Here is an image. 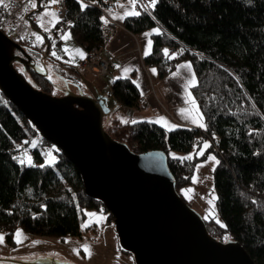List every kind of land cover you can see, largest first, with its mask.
<instances>
[{"label":"trees","instance_id":"16d2710c","mask_svg":"<svg viewBox=\"0 0 264 264\" xmlns=\"http://www.w3.org/2000/svg\"><path fill=\"white\" fill-rule=\"evenodd\" d=\"M17 1L4 3L11 6ZM64 1L65 17L53 31L68 28L86 53L92 48L100 52L105 42L101 9L110 6L108 0H86L89 4L83 3L87 5L83 10L79 0ZM145 9L138 16H125L121 25L134 35L159 26V34L150 36L149 54L142 57L143 66L154 68L159 77L171 74L179 62L190 61L197 82L190 91L206 128L179 125L169 131L147 119L135 124L115 119L104 128L135 153L162 150L178 192L191 182L206 153L213 152L219 161L213 179L222 222L213 216L203 218L207 231L219 240H237L256 264H264V0H158L154 9ZM34 23L30 21L32 30L41 33L43 41L16 42L37 64L49 61L61 79L76 84L83 80L79 66L60 60L62 39L48 38ZM51 48L56 56L50 54ZM21 74L45 93L52 85L48 75L39 76L29 68L22 67ZM133 82L132 77L112 80L108 100L136 107L140 92ZM34 137L31 153L39 161L41 149L55 146L0 91V231L9 240L16 229L61 239L79 236L84 209L103 210L112 222L102 202L84 193L75 166L56 147L52 165L27 166L13 160ZM206 141L204 155H170V151L187 153Z\"/></svg>","mask_w":264,"mask_h":264},{"label":"water","instance_id":"95a60500","mask_svg":"<svg viewBox=\"0 0 264 264\" xmlns=\"http://www.w3.org/2000/svg\"><path fill=\"white\" fill-rule=\"evenodd\" d=\"M14 63L47 76L0 30V91L72 162L84 193L111 214L119 246L134 264H256L237 240L208 233L202 216L177 191L162 150L135 153L110 136L103 123L112 111L105 94L92 85L90 94L66 89L52 96L33 87ZM9 261L67 264L50 257Z\"/></svg>","mask_w":264,"mask_h":264},{"label":"rangeland","instance_id":"374dc122","mask_svg":"<svg viewBox=\"0 0 264 264\" xmlns=\"http://www.w3.org/2000/svg\"><path fill=\"white\" fill-rule=\"evenodd\" d=\"M30 1L35 2L37 6L36 8H32L30 5L29 11H31V13L27 15L29 23L31 20L35 21V19L32 17L38 15L35 21L36 24L34 23L35 28H39V30L47 28L48 31L46 33L48 35V38L52 40H55V35H58L59 38H61V36L66 33L70 34L69 39L62 40V48L67 47L68 52L65 53L63 51V55H61L60 60L63 63L76 65V61L74 60V58L76 57V55H80V52L78 50L83 51V53L85 54V48L73 39L68 28L58 27L56 28V32L53 31L60 19H58L53 13L52 4L49 3V0ZM57 1L58 0H56V2ZM150 5L151 0H135V4H133V0H116V5H110L108 7L106 6L104 12L107 15L110 9L113 10L114 13L117 11L140 12L141 9L151 7ZM26 6L22 7V10H24L25 8V10H28ZM17 17L18 15L16 13L14 16L15 20L13 21V24L19 29L18 32L22 36L27 37V34H29V32H22L20 30ZM41 25H43V27H41ZM29 27L32 28L31 26ZM153 29L159 31V26L154 25L153 27L138 33L141 48H145L146 50L150 49V36L154 33ZM34 33L39 34L43 38L41 33L36 30H32V33L30 34L33 36L32 42L38 44L41 43V41L36 40ZM24 40L21 42L27 43V41ZM102 49L103 56L108 57L107 51H110V49L106 50L105 46H103ZM53 51L56 52L54 48H51L50 54ZM32 59L35 62L33 57ZM187 64H190V68L183 67L178 70V68L176 67V69L171 74L163 78L159 77L157 71L154 68L145 69L144 67H142L144 70L141 71L140 69L137 72L136 77H134L133 79L136 80L139 85L143 82V79H147V81L151 83L150 77L147 76L146 71L149 70V72H153L152 70H155V73L153 72L152 83V85L155 86V93L152 92L154 103H152L150 106V114H147V120L155 121L158 118L163 117L165 119L161 120L158 124L162 125L167 130L171 129L173 126H179V123H181V121L191 122L193 119H197V112L191 103V99L194 97L190 91L191 86H188V80L194 74L192 65L189 60L178 63V65ZM38 66L46 69L47 75L52 80V85L49 87L47 93L55 97H61L66 89H69L73 93L82 92L84 94H90V92H92V85H94L99 92L105 93L109 91V87L112 82L111 75H98L97 73L79 66L84 79H77V82L79 83L76 84L74 83V81L61 79V77L55 75L52 70L51 63L47 60H45L43 63L39 62ZM15 68L20 74L22 73L21 65L16 64ZM177 71H179V75L173 76V73ZM189 93H191V97L189 96ZM140 97L142 98V93ZM108 103L113 108V114L112 116L109 114L103 118V123L106 129L111 127V123L115 119L121 122H127V120H129V107H124L116 103L113 98L109 99ZM198 111L199 113H201L200 109H198ZM175 121L177 122L175 123ZM201 122L204 123V120L202 119ZM36 140L37 139L35 137L32 138L30 143L26 147L24 146L19 151V157L24 158L26 161L30 158L32 165L54 164V162L57 160V155L55 152L56 148L53 146L47 145L44 149H41V160L36 161L34 159L31 150L34 148ZM206 142L208 143V141ZM204 143L205 142H203L198 148H195L196 146H194L195 149H192L187 153L170 151V155L179 156L187 154V156H192L193 152H195V154L197 155V153L203 147ZM206 150L207 149L204 150V153L206 152ZM209 155L215 157V161H218L217 156L213 152L206 153L205 158L200 161L195 167L193 175H195L197 178L196 182H193L191 178V182L186 186L181 187L179 189V193L184 198V200H186V202L202 216V218L213 216L217 220L221 221L216 212V191L213 179V170L216 166V163L215 161L208 159ZM198 165H200V167H197ZM184 189H189V191L183 192L182 190ZM214 197L215 199H213ZM85 223H88L91 226L82 229L81 225ZM16 231L17 229L13 233L11 240L6 237L5 232L0 231V234L4 235V241L3 243H0V264H18L9 260L30 261L39 257H50L56 261L67 264H134L132 256L121 251L114 225L112 222L108 221L107 213H105L103 210H83V218L80 222L79 236H68L61 239L26 233L21 230L22 235L18 238H14ZM16 239H20L22 243H16ZM34 241L35 243H33ZM85 246H87L88 250L90 251V255H86ZM74 250H78L79 254H77V251Z\"/></svg>","mask_w":264,"mask_h":264},{"label":"crops","instance_id":"0c3cea01","mask_svg":"<svg viewBox=\"0 0 264 264\" xmlns=\"http://www.w3.org/2000/svg\"><path fill=\"white\" fill-rule=\"evenodd\" d=\"M31 2L32 1H30L27 5L28 10H25L26 9L25 8L24 10L21 9L17 11V15H18L17 19H18V24L20 26V30L22 32H29V34L32 33V28L29 27L31 25L27 19V15L31 13V11H29ZM114 5H116V0H115ZM124 13L125 11L124 12L117 11L114 13L113 10L110 9L108 16L112 20H114L116 23L121 25L122 20L125 17ZM37 17L38 15L37 16L35 15L32 18H34L36 21ZM103 46H105L106 50L110 49V51H107L108 57L103 56V49L100 51V57L106 59L109 62L110 70H109L108 75H111L112 80L116 78H120L122 76L132 77L134 79V77H136L137 72L140 69L141 71L144 70L142 68L144 67L142 64V57L145 56L146 49L141 48L138 34L134 35L130 31L125 29L124 27H116L113 35L105 40ZM150 49H151V46H150ZM150 49L147 50L148 53L150 52ZM74 60L76 61V65H78L81 59L79 58L78 55H76ZM144 68L148 69L150 67H144ZM146 72H147V76L150 77L151 83H149L147 79H143V82L140 83L139 85L137 81L134 80L136 82V85H139L138 89H139L140 95L142 93V98L140 97L139 103L136 107H129L130 114H129V120L127 121L144 120L148 118L147 114H150V106L152 103H154L152 92L155 93V86L152 85L153 72H149V70H147ZM108 92H105V93H108ZM108 106L112 108V106H110L109 103H108ZM112 114H113V111L110 113V115L112 116ZM176 122L177 121H175V123ZM179 124L183 126L199 127L198 125L193 124L192 122H189V121L188 122L181 121V123Z\"/></svg>","mask_w":264,"mask_h":264},{"label":"built area","instance_id":"2783aa9c","mask_svg":"<svg viewBox=\"0 0 264 264\" xmlns=\"http://www.w3.org/2000/svg\"><path fill=\"white\" fill-rule=\"evenodd\" d=\"M82 3L89 4L86 0H79ZM109 5H114V0H108ZM30 0H20L15 5L7 6L5 8H0V30L9 38L15 41H27L32 42L33 36L27 34V37L22 36L18 31L19 29L13 24L14 16L18 10H21L22 7H25ZM52 10L55 16L58 19H63L66 14V6L64 0H58L56 3L52 4ZM101 13L105 21H107L102 27V35L104 40L108 39L113 35L116 27H123L122 25L116 23L112 20L105 12L104 9H101ZM44 48L40 47V51ZM78 65L82 68L90 70L98 75L105 76L109 73L110 64L107 60L100 57L97 49L92 48L87 53L84 59H81ZM108 98V94H106Z\"/></svg>","mask_w":264,"mask_h":264},{"label":"snow or ice","instance_id":"6c2138e0","mask_svg":"<svg viewBox=\"0 0 264 264\" xmlns=\"http://www.w3.org/2000/svg\"><path fill=\"white\" fill-rule=\"evenodd\" d=\"M49 3H50V4H54V3H56V0H49ZM157 3H158V0H151V5H150V6L154 9ZM133 4H135V0H133ZM0 5H4L5 7H7V5L4 3V0H0ZM36 6H37V5H36L35 2H32V3H31V7H32V8H36ZM85 7H87V5H85V4L82 3V4H81V9L83 10V8H85ZM46 11H47V10H46ZM145 11H147V9H145ZM140 14H141V13H140L139 11H126V12L124 13L125 16H138V15H140ZM101 19L104 20L103 17H101ZM57 22H58V21H57ZM106 22H107V21H105V23H106ZM41 27H43V25H41ZM43 30H44L45 32L48 31L47 28H43ZM153 32L156 33V34H159V33H158V30H156V29H153ZM34 35H35L37 41H42L43 38H42L39 34H35V33H34ZM69 38H70V34H67V33L61 36V39H62V40H67V39H69ZM53 47H55V44H54V43H53ZM61 51H64L65 53H67V52H68V49H67V47H64V48L61 49ZM78 51L80 52L79 58H80V59H84V58H85V54L83 53V51H81V50H78ZM163 52H164L165 56H168V50H167V49H164ZM51 54H52L53 56H56V55H57V53H56L55 51H53ZM148 54H149V53H148V51L146 50V51H145V55H148ZM117 67H119V66H117ZM183 67L190 68V64H187V65H178V66H177L178 70H179L180 68H183ZM152 71L155 73V70H154V69H153ZM177 75H179V71L173 73V76H177ZM120 78H126V77H123V76H122V77H120ZM133 83H136V82L134 81ZM196 83H197V82H196V79H195V75L193 74L192 77L188 80V86L194 87V86H196ZM137 87H139V85H137ZM189 96L191 97V93H189ZM191 103H192L194 109H195L196 112H197V119H193L191 122H192L193 124H197V125H198L199 127H201V128H206V125H205L204 123L201 122L202 119H203V115H202V113H199V111H198L199 106L196 105V102H195V99H194V98L191 99ZM164 119H165V118L160 117V118H158V119L155 120V121H149V122H151V123H159L161 120H164ZM131 123L135 124V123H137V121H136V120H132ZM175 127H176V126H173L171 129H168V130H169V131L174 130ZM208 147H209L208 143L205 142V143L203 144V147H202V148L200 149V151L197 153V155H204V150L207 149ZM188 158H189V157H184L183 159H188ZM208 159H209V160H213V161H215V157H213V156H211V155L208 156ZM13 160H16V161H17L19 164H21V165H27V166H31V165H32V162H31V159H30V158L27 159V161H26V160H25L24 158H22V157H19V158H18L17 156H13ZM215 163L218 164L219 161H215ZM44 166H45V165H40V167H44ZM197 167H200V165H198ZM196 179H197L196 176L193 175V177H192L193 182H196ZM182 191H183V192H187V191H189V189H184V190H182ZM213 199H215V197H214ZM42 207H43V205H42ZM94 223H95V222H94ZM217 223H219V221H217ZM90 226H91V225L88 224V223H85V224H82V225H81L82 229H83V228H86V227H90ZM21 235H22L21 230L17 229L14 238H18V237H20ZM3 241H4V235H3V234H0V243H3ZM16 243L19 244V243H22V241H21L20 239H16ZM33 243H35V241H34ZM74 251H77V254H79L78 250H74ZM85 253H86V255H90V251L88 250L87 246H85Z\"/></svg>","mask_w":264,"mask_h":264},{"label":"bare ground","instance_id":"6f19581e","mask_svg":"<svg viewBox=\"0 0 264 264\" xmlns=\"http://www.w3.org/2000/svg\"><path fill=\"white\" fill-rule=\"evenodd\" d=\"M115 184V183H114ZM117 186V185H116Z\"/></svg>","mask_w":264,"mask_h":264}]
</instances>
